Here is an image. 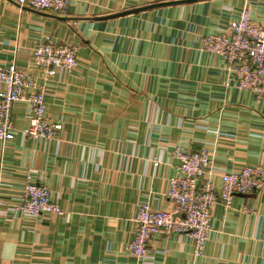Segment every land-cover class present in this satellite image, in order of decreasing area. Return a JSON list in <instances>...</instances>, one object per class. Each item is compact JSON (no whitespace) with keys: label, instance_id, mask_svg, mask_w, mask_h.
Here are the masks:
<instances>
[{"label":"crops","instance_id":"0c3cea01","mask_svg":"<svg viewBox=\"0 0 264 264\" xmlns=\"http://www.w3.org/2000/svg\"><path fill=\"white\" fill-rule=\"evenodd\" d=\"M243 7L264 22V0H71L61 14L0 0V65L26 67L48 93L46 115L62 123L50 143L23 137L28 105L12 107L14 136L0 141V261L264 264V188L227 207L216 201L202 257L183 234H154L149 263L126 250L140 201L173 207L164 193L175 147H212L217 195L222 170L264 165V97L237 90L201 48ZM41 41L75 46L76 68L45 76L30 56ZM27 173L61 214L32 220L15 210Z\"/></svg>","mask_w":264,"mask_h":264},{"label":"built area","instance_id":"2783aa9c","mask_svg":"<svg viewBox=\"0 0 264 264\" xmlns=\"http://www.w3.org/2000/svg\"><path fill=\"white\" fill-rule=\"evenodd\" d=\"M19 7L61 14L71 0H15ZM201 48L217 55L226 71L234 75L233 85L239 91H248L257 98L264 97V22L255 21L251 10L243 7L231 15L227 26L215 33L202 36ZM77 49L66 43L41 41L31 50L34 65L45 76L53 69L72 71L77 66ZM47 91L36 86L26 67L16 63L0 65V141L12 139V107L15 102L28 105L29 124L22 130L23 137L50 143L62 129L61 121L49 119L45 111ZM174 171L167 180L164 195L172 203V209L152 206L148 200L138 203L133 217L135 229L126 244L127 252L134 258L149 263L148 243L154 234L165 236L186 235L193 240V255L204 256L205 247L212 230L211 208L218 199L227 207L234 194L260 193L264 188V165H242L224 169L219 173L221 187L215 191L212 164V147L187 151L175 147ZM158 165V160L153 159ZM31 173L12 206L22 218L36 220L42 216L62 213L53 199L50 189L37 184ZM1 184V183H0ZM3 200L0 198V205ZM0 264H24L15 261H0Z\"/></svg>","mask_w":264,"mask_h":264},{"label":"water","instance_id":"95a60500","mask_svg":"<svg viewBox=\"0 0 264 264\" xmlns=\"http://www.w3.org/2000/svg\"><path fill=\"white\" fill-rule=\"evenodd\" d=\"M184 1V0H183ZM188 1H192V0H188ZM173 2H178V1H173ZM169 2H162V3H156L154 5H147V6H143V7H139L138 9H134L135 11H139V10H143V9H146V8H149V7H152V6H158V5H166L168 4Z\"/></svg>","mask_w":264,"mask_h":264}]
</instances>
